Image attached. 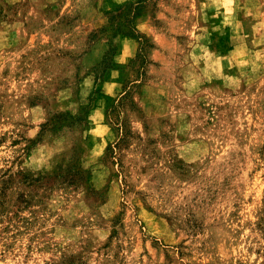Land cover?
<instances>
[{"label":"rangeland","instance_id":"rangeland-1","mask_svg":"<svg viewBox=\"0 0 264 264\" xmlns=\"http://www.w3.org/2000/svg\"><path fill=\"white\" fill-rule=\"evenodd\" d=\"M0 264H264V0H0Z\"/></svg>","mask_w":264,"mask_h":264},{"label":"trees","instance_id":"trees-1","mask_svg":"<svg viewBox=\"0 0 264 264\" xmlns=\"http://www.w3.org/2000/svg\"><path fill=\"white\" fill-rule=\"evenodd\" d=\"M139 12H140V8H138V6H135V8H134V11H133V17H136V16H138L139 15ZM127 35L128 36H131L132 38H137L136 36L137 35H134L132 32H128L127 33ZM108 53H110V50L107 52V54ZM102 64H104L105 63V59L101 62Z\"/></svg>","mask_w":264,"mask_h":264}]
</instances>
